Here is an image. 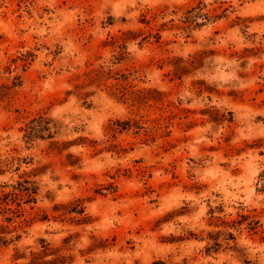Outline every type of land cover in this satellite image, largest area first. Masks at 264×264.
<instances>
[{
    "label": "rangeland",
    "instance_id": "obj_1",
    "mask_svg": "<svg viewBox=\"0 0 264 264\" xmlns=\"http://www.w3.org/2000/svg\"><path fill=\"white\" fill-rule=\"evenodd\" d=\"M264 264V0H0V264Z\"/></svg>",
    "mask_w": 264,
    "mask_h": 264
},
{
    "label": "trees",
    "instance_id": "obj_2",
    "mask_svg": "<svg viewBox=\"0 0 264 264\" xmlns=\"http://www.w3.org/2000/svg\"><path fill=\"white\" fill-rule=\"evenodd\" d=\"M152 264H165L162 260H156Z\"/></svg>",
    "mask_w": 264,
    "mask_h": 264
}]
</instances>
